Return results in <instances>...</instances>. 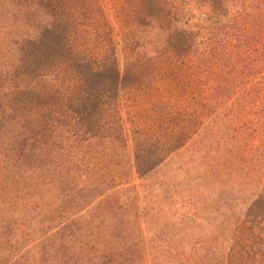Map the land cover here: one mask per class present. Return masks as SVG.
I'll return each instance as SVG.
<instances>
[{
  "label": "trees",
  "instance_id": "1",
  "mask_svg": "<svg viewBox=\"0 0 264 264\" xmlns=\"http://www.w3.org/2000/svg\"><path fill=\"white\" fill-rule=\"evenodd\" d=\"M47 1L0 0V264H264V0L96 67Z\"/></svg>",
  "mask_w": 264,
  "mask_h": 264
},
{
  "label": "rangeland",
  "instance_id": "2",
  "mask_svg": "<svg viewBox=\"0 0 264 264\" xmlns=\"http://www.w3.org/2000/svg\"><path fill=\"white\" fill-rule=\"evenodd\" d=\"M159 1L155 9L158 13L156 17L163 25L166 14L172 6L166 4L167 0ZM47 2L49 3L50 0ZM152 2L153 0H51V4L55 6L54 12L63 15L66 19L64 29L66 30L68 25L67 32L71 36L66 42L67 46L77 50L80 47L79 55L85 61H91L95 67L106 58L112 57L117 49L121 54H127L132 50L131 44L134 43L139 14L145 12ZM170 2H174L173 6L179 11L190 10L192 24L198 23L201 14L203 16L209 10L206 9L208 6L204 0H170ZM218 5L219 1L216 0L215 6ZM261 208L262 203L258 208L260 213L257 216L252 213L244 218L246 220L243 221L242 230L238 229L232 238L236 240L237 235L238 237L245 235L246 227L256 223V218L259 220L258 224L263 223L260 220L264 216ZM254 228L256 230L257 226L255 225ZM252 246L255 249L259 247L257 243ZM237 248L238 244L234 246V250Z\"/></svg>",
  "mask_w": 264,
  "mask_h": 264
}]
</instances>
